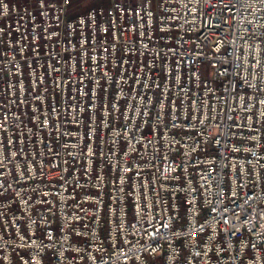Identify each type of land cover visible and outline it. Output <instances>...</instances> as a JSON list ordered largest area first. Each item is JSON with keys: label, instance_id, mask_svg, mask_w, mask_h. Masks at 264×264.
Here are the masks:
<instances>
[{"label": "built area", "instance_id": "built-area-1", "mask_svg": "<svg viewBox=\"0 0 264 264\" xmlns=\"http://www.w3.org/2000/svg\"><path fill=\"white\" fill-rule=\"evenodd\" d=\"M71 4L0 0V264H264V0Z\"/></svg>", "mask_w": 264, "mask_h": 264}, {"label": "rangeland", "instance_id": "rangeland-1", "mask_svg": "<svg viewBox=\"0 0 264 264\" xmlns=\"http://www.w3.org/2000/svg\"><path fill=\"white\" fill-rule=\"evenodd\" d=\"M111 0H72V4L69 7V18H75L79 13L85 12L94 6L103 5L108 7ZM202 74L205 78H212L214 76V71L209 67L208 64H205L202 68Z\"/></svg>", "mask_w": 264, "mask_h": 264}]
</instances>
